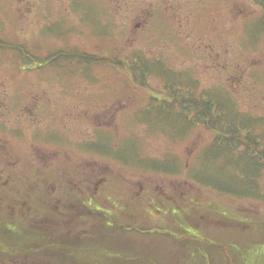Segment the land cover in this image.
<instances>
[{"label":"rangeland","instance_id":"374dc122","mask_svg":"<svg viewBox=\"0 0 264 264\" xmlns=\"http://www.w3.org/2000/svg\"><path fill=\"white\" fill-rule=\"evenodd\" d=\"M262 13L249 0H0L3 196L39 208L49 194L46 211H56L55 201L61 207L70 200L64 191L106 211L132 227L106 247L120 264H229L230 257L264 264V198L232 193L244 185L228 173L215 175L217 148L208 144L216 132L203 122L202 109H181L193 123L183 134L180 123L174 129L177 121L166 127L164 116L148 126L138 121L146 120L145 107L159 116L153 100L180 109L189 101L179 107L173 93L186 98L190 88L199 95L218 87L232 96L236 113L261 119L255 132L264 131V33L251 44L246 27ZM69 48L112 61L78 68L75 56L67 64L42 62ZM24 50L35 59L27 60ZM137 54L152 66L149 72L119 64ZM157 66L166 71L155 73ZM98 145L121 155L91 150ZM244 159L241 153L226 162L246 170ZM199 164L196 181L191 168ZM41 219L35 236L56 224L43 227L55 218ZM23 233L33 236L30 228Z\"/></svg>","mask_w":264,"mask_h":264},{"label":"trees","instance_id":"16d2710c","mask_svg":"<svg viewBox=\"0 0 264 264\" xmlns=\"http://www.w3.org/2000/svg\"><path fill=\"white\" fill-rule=\"evenodd\" d=\"M249 1L257 5V7H260L263 12L260 19H248L246 24L249 30L248 34L253 35H249L248 39L251 41V44H253L257 42V39L264 33V0ZM91 8L92 6L90 9ZM88 17H91V14H88ZM0 44L2 45V41H0ZM67 51H74L72 53L73 55H69ZM24 55H28L25 50ZM24 55H20L19 57L22 58L21 56ZM33 56H26L28 58L27 60L35 59ZM70 56H75V59H77V57L81 59V62L77 61V65H73L74 68L75 66H77V68L79 67L78 63L84 65L91 61L99 62L101 61L100 58H103L105 61H112V58L108 56H97L88 53L82 54L76 49L69 48L67 50L60 49L46 55L43 57L42 62H52L58 59L59 62L63 61L67 64L71 61L69 60ZM72 59L75 60L74 58ZM118 61H120V65H124L123 67L125 69H130L131 71H133V68H136V71L149 72L150 68H152L150 64H145L141 55L138 54L132 55L131 60L122 58ZM87 68L88 66L85 67V70ZM156 70L155 73L166 71L164 69L161 71L158 66ZM164 74L166 75L165 72ZM186 78L194 83L193 79L189 78L188 75H186ZM175 79L178 82H183L181 78L175 77ZM177 89H180L178 85ZM193 90L194 88L188 90L186 98L183 93H173L172 97L177 100V105L179 107L183 104L182 101H189V103L185 105L186 107L183 106L180 109H176V104H170L166 106L168 107L166 109L163 104L156 105L155 101L152 99L153 101L150 103V108L157 109L159 116H152L150 113H146L145 107L143 111L146 116H141L146 120L138 121L148 126L150 124L148 121L151 118H154L153 120L155 123H158L159 119L164 116L166 120L163 121V123L166 124V127L171 130L173 125L170 123L173 124L177 121V124L174 125V129L177 127L178 123H180L182 125L181 133H176L183 134L186 128L188 126L191 127L193 123L190 120L188 121V119L181 114V109H202L201 113L205 115L203 116V118H205L203 122L216 132L215 139L208 144V146L212 145L217 148V152L213 153V157H211L213 162L216 163L219 161L220 164L214 166L216 170L215 175L222 173L223 176L224 173H228L235 183L241 182L245 187V190L241 192H237L235 189L229 190L230 192L240 194L241 196L258 195V197L263 199L264 180L261 181L260 177L264 174V131L261 133L255 132L258 125L261 123V119L256 116L236 113V108L233 107V104L236 103L229 99L232 98V96L228 93L224 94L218 87L203 89V93L199 95L194 94ZM178 95H180V97H178ZM150 108H148V110ZM184 123L185 125L183 126ZM90 148L91 150L96 148L94 151L97 152H111L115 155H121V153H117L116 150H109L108 147L105 150L100 149L99 145L96 147L90 146ZM239 148H250L252 154L248 156L245 150L242 152L239 151ZM129 150L135 152L132 148ZM241 153L246 156V159H244V162L245 160L247 161L246 170H242L237 163L233 164L232 161L226 162L228 157L233 159ZM123 164L127 165L131 163L123 160ZM200 164L197 167L195 166V168H191L192 178L196 181L197 175L200 173ZM149 168L152 171L156 170L163 173H172L174 170V168L164 169L155 166ZM235 170H239L240 174L235 173ZM256 184L261 185L262 192L259 191V186ZM220 186L223 187V185ZM1 191H4L3 186H0V264H120L119 261H116L118 259L114 257L112 252L106 251V247L115 242L118 235H127V233H129L127 231L132 228L129 225L123 224L116 218L110 217L106 211L94 205L82 202L74 193L67 194L62 191L65 197L70 200L63 202V206L61 207H59L58 201H55L53 204H55L56 211H46L48 206L44 204V201L49 197V204L52 203L49 194H43L42 192L43 199H40L38 203L39 208H37L36 204L31 200L26 199L28 200L26 203V200H20L16 195L5 198ZM24 197L23 195V198ZM74 199L78 204L74 202ZM49 209L51 208L49 207ZM49 216H54L55 219H48L47 223L44 225L41 223V226H47L51 221L56 224L46 231V234L42 232L45 235L38 234V236H35L36 230L34 228V223H36L37 220L41 222V218ZM19 219L21 221H19ZM38 227L39 225H37V228ZM24 228H30V231L33 233L31 239L23 233ZM143 234H145V232ZM181 237H191V235L187 233L181 235ZM106 256L110 258V262L107 260ZM132 257L133 256H131V258ZM47 258H49L50 261L47 260ZM228 261L229 264H237L233 257H230ZM239 264L242 263L240 262Z\"/></svg>","mask_w":264,"mask_h":264},{"label":"flooded vegetation","instance_id":"af4514ba","mask_svg":"<svg viewBox=\"0 0 264 264\" xmlns=\"http://www.w3.org/2000/svg\"><path fill=\"white\" fill-rule=\"evenodd\" d=\"M6 178V177H5Z\"/></svg>","mask_w":264,"mask_h":264}]
</instances>
